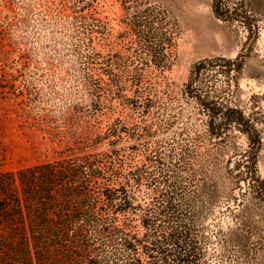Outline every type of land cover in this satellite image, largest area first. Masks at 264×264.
<instances>
[{
    "label": "rangeland",
    "instance_id": "374dc122",
    "mask_svg": "<svg viewBox=\"0 0 264 264\" xmlns=\"http://www.w3.org/2000/svg\"><path fill=\"white\" fill-rule=\"evenodd\" d=\"M224 1L252 21L218 17L213 0H0V83L8 91L0 89V170L59 157V151L73 143L70 132L63 133L66 128L89 127L95 135H105L114 122L126 130L152 121L142 105L133 109L123 102V97H134L132 78H122L125 87L115 96L105 89L98 96L90 91L92 76L105 81L107 73L117 69L106 67L101 75L90 70L88 49L76 25L87 16L97 25L96 51L111 61L122 58L130 68L147 70L144 86L164 105L168 121H174L155 140L183 133L181 137L194 142L201 134L202 150L215 158L214 179L228 187L227 167L246 159L247 151L259 143L236 126L223 134L224 139L208 135L209 112L200 102L216 99L241 111L254 127L261 141L258 167L264 178V0ZM152 14L169 22L174 35L173 65L163 74L148 55H142L139 43L137 23ZM253 20L257 33L247 24ZM238 58L243 60L240 71L234 70L236 63H228ZM205 59L212 62L192 77L194 64ZM117 139L115 145L110 138L102 139L96 150L114 148L124 157L141 158L131 148L140 141L126 132ZM241 183L246 189L247 184ZM233 191L242 198L239 188ZM221 198L203 220L208 257L213 263L233 264L220 241V230L227 231L234 219L226 211L225 195ZM254 226L244 233L250 257L254 264H264V209L257 212Z\"/></svg>",
    "mask_w": 264,
    "mask_h": 264
},
{
    "label": "trees",
    "instance_id": "16d2710c",
    "mask_svg": "<svg viewBox=\"0 0 264 264\" xmlns=\"http://www.w3.org/2000/svg\"><path fill=\"white\" fill-rule=\"evenodd\" d=\"M213 8L220 18L252 21L224 0H213ZM95 23L87 16L76 23L88 49L89 68L100 75L106 67L117 72L107 73L105 81L92 76L90 91L98 96L105 89L115 96L125 87L122 78H132L134 97L122 96L123 102L133 109L142 105L152 121L126 130L114 122L105 135H95L89 127L66 128L62 131L70 132L73 143L59 151V157L17 170H0V264H222L208 257L203 220L224 195L226 211L234 219L227 231L220 230L225 253L233 264H254L244 234L254 229L255 216L264 209V178L258 167L261 141L254 127L238 109L216 99H201L209 112L208 135L223 138L236 126L259 143L247 151L246 159L227 167L228 187H224L214 179L215 158L202 150L201 134L194 142L181 137L183 133L174 139H154L174 121H168L164 105L144 86L147 70L130 68L122 58L111 61L96 51ZM169 24L154 14L137 23L141 53L149 56L161 74L173 65L174 35ZM247 24L257 33L254 20ZM211 62L195 63L192 77ZM228 63H236V71L243 67L239 58ZM0 89L8 92L1 83ZM121 132L140 141L131 148L141 158L136 154L124 157L114 148L96 150L105 138L115 145ZM236 188L242 198L236 197Z\"/></svg>",
    "mask_w": 264,
    "mask_h": 264
}]
</instances>
